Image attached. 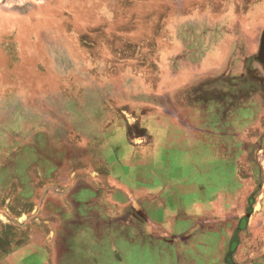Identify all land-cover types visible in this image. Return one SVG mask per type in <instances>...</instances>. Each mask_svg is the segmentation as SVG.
Listing matches in <instances>:
<instances>
[{
    "label": "rangeland",
    "instance_id": "1",
    "mask_svg": "<svg viewBox=\"0 0 264 264\" xmlns=\"http://www.w3.org/2000/svg\"><path fill=\"white\" fill-rule=\"evenodd\" d=\"M263 39L264 0H0V264H223L193 220L178 254L128 241L264 215Z\"/></svg>",
    "mask_w": 264,
    "mask_h": 264
},
{
    "label": "crops",
    "instance_id": "2",
    "mask_svg": "<svg viewBox=\"0 0 264 264\" xmlns=\"http://www.w3.org/2000/svg\"><path fill=\"white\" fill-rule=\"evenodd\" d=\"M75 110H77V107ZM79 111H80V108H79ZM80 116L85 117L86 114L84 115V113H82ZM74 121H77V118H74ZM77 129L81 130L79 128L73 127L74 133L79 134L77 132ZM108 131H109L110 137L109 139H107V141L109 143L114 142L115 151H116L117 143H118V132L116 129L108 130ZM68 135L70 134L68 133ZM90 135L91 134H89V136L88 134H85L81 136H83L84 140L91 142L90 140L92 137L101 138V136L106 137L107 134L106 133L100 134V136L99 135L96 136L94 134L92 136ZM194 135H195V139H199L201 137V136H198V134L196 133ZM164 141L165 140H162V145H164ZM145 155H146V159H148V157L149 158L152 157L153 152L151 148L147 149ZM241 182L244 185V182L243 181ZM114 183H116V179L114 180ZM113 190L118 191L116 184ZM241 198H242V195L240 194V196L236 198L235 200L231 201V203H229L227 201L228 199L226 198H225L226 200L224 199V202L217 200L215 203L214 201L211 204L212 214H209V215L204 214L201 209L200 211H198L197 209L195 210L193 214H187V216L181 217L178 214L171 216L169 217L170 218L169 225L164 224L165 222L161 224H156L152 221V219L148 215L145 219L147 228L144 229L142 226H136L137 230H135L134 229L135 227L133 226L134 228L133 227L132 228L134 230H132V237L130 238L132 239V241H128V242L131 246L135 244L134 246H138V247L140 246L139 248L148 249L150 247L154 248L157 245L159 247V245H161V242H163V245H164L165 240L166 241L168 240V242H166L167 244L165 245H168L169 247L171 244L174 245L177 248V254H178V252L181 251V249L187 248V245L185 246L184 242L186 240L185 234L188 231L187 232L183 231V232H180L179 234L175 230L176 224L182 221L193 220L196 223V225L198 224L196 228L197 229L200 228L198 231L202 230L200 231V233L203 232V234L205 235L207 234L208 236L209 234H211L213 237H216V239H218L219 236L221 237L223 243L220 245V249L223 255V258H221V262L223 264H244L243 262L245 260L244 258L245 254L246 253L247 255L250 254L252 257L255 258L257 256L256 255V242L264 241L262 240L264 239L263 233L257 234V231L261 230L264 227V225H262L263 227H261L260 225V222L262 221L264 224V217H262L264 215H263V210L262 211L260 210V213L258 214V210L256 209H252L248 211L247 213L245 211L246 204L244 202L246 200L247 202L250 201L251 199L250 195L249 194L246 196L244 195V197L242 199ZM237 202H240V205L236 206ZM117 215L118 214L114 215L115 225H118ZM74 216H76V214H74ZM143 233H144V236H143ZM136 235H141V237L143 236L146 240L143 241L141 244H139L137 243V241L139 242V240L137 239ZM184 236H185V239L183 241ZM135 240L136 242H134ZM66 247H67L66 249H69L68 243ZM259 253H261L260 255H262L264 253V250L261 249ZM46 264H56V261H48ZM183 264H186V263H183Z\"/></svg>",
    "mask_w": 264,
    "mask_h": 264
},
{
    "label": "water",
    "instance_id": "3",
    "mask_svg": "<svg viewBox=\"0 0 264 264\" xmlns=\"http://www.w3.org/2000/svg\"><path fill=\"white\" fill-rule=\"evenodd\" d=\"M261 54L264 56V39H263V43H262V46H261Z\"/></svg>",
    "mask_w": 264,
    "mask_h": 264
}]
</instances>
